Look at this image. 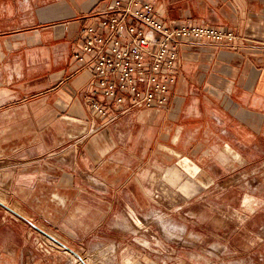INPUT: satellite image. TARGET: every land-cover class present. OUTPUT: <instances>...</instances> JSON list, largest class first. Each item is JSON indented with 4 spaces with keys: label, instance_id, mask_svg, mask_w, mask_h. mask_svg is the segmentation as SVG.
Listing matches in <instances>:
<instances>
[{
    "label": "rangeland",
    "instance_id": "rangeland-1",
    "mask_svg": "<svg viewBox=\"0 0 264 264\" xmlns=\"http://www.w3.org/2000/svg\"><path fill=\"white\" fill-rule=\"evenodd\" d=\"M65 1L0 0V199L19 214L0 206V264H84L59 243L86 264H264V131L192 162L196 175L159 154L128 181L85 174L84 192L59 193L63 131L28 122L17 93L53 72L54 51L20 44Z\"/></svg>",
    "mask_w": 264,
    "mask_h": 264
},
{
    "label": "crops",
    "instance_id": "crops-1",
    "mask_svg": "<svg viewBox=\"0 0 264 264\" xmlns=\"http://www.w3.org/2000/svg\"><path fill=\"white\" fill-rule=\"evenodd\" d=\"M149 2L167 25L205 24L237 38L231 43L184 41L177 49L173 82L163 106L114 107L107 117L90 106L92 68L75 62L73 54L85 16L106 0L59 3L51 13L53 24L39 21L30 32L33 40L20 44L42 54L54 51L53 72L28 80L36 83V91L17 94L32 115L28 122L35 118L40 129L53 123L54 129L63 131L56 153L63 157L59 193L84 192L78 179L85 174L99 183L123 174L128 181L134 170L141 171L159 154L182 161L185 170L196 175L199 168L192 162L208 161L239 140L247 145L264 131V0ZM30 83L26 88L32 87ZM88 131L91 134L82 136ZM116 156L124 158L123 164ZM64 182L70 186L64 187Z\"/></svg>",
    "mask_w": 264,
    "mask_h": 264
},
{
    "label": "built area",
    "instance_id": "built-area-1",
    "mask_svg": "<svg viewBox=\"0 0 264 264\" xmlns=\"http://www.w3.org/2000/svg\"><path fill=\"white\" fill-rule=\"evenodd\" d=\"M106 1L85 16L73 54L75 62L92 68L90 106L102 117L114 113V107L163 106L173 82L177 49L184 41L237 39L232 32L205 24L167 25L149 0Z\"/></svg>",
    "mask_w": 264,
    "mask_h": 264
},
{
    "label": "water",
    "instance_id": "water-1",
    "mask_svg": "<svg viewBox=\"0 0 264 264\" xmlns=\"http://www.w3.org/2000/svg\"><path fill=\"white\" fill-rule=\"evenodd\" d=\"M0 206L6 208L8 211L12 212L13 214L19 215L16 211L10 209L9 207H7L4 203L0 202ZM34 228H36L37 230H39L40 232L44 233L42 230H40L38 227H36L35 225H33ZM47 237H49L50 239L54 240L55 242H57L53 237H51L50 235L44 233ZM59 243V242H58ZM61 246H63L64 248H66L69 252H71L72 254H74L75 256H77L82 262L83 260L80 258V256L74 252L73 250H71L70 248L66 247L65 245L59 243ZM84 263V262H83ZM85 264V263H84Z\"/></svg>",
    "mask_w": 264,
    "mask_h": 264
},
{
    "label": "bare ground",
    "instance_id": "bare-ground-1",
    "mask_svg": "<svg viewBox=\"0 0 264 264\" xmlns=\"http://www.w3.org/2000/svg\"><path fill=\"white\" fill-rule=\"evenodd\" d=\"M0 202H2V203H3L4 201H2V200L0 199ZM80 258H81V257H80ZM83 262H84V261H83ZM84 263H85V262H84ZM85 264H86V263H85Z\"/></svg>",
    "mask_w": 264,
    "mask_h": 264
}]
</instances>
